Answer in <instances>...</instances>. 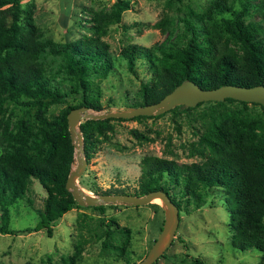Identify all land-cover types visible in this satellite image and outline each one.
I'll return each instance as SVG.
<instances>
[{"label":"trees","instance_id":"16d2710c","mask_svg":"<svg viewBox=\"0 0 264 264\" xmlns=\"http://www.w3.org/2000/svg\"><path fill=\"white\" fill-rule=\"evenodd\" d=\"M182 0H164L173 7ZM128 0H115L108 10L93 13L94 29L90 34L57 42L42 38L34 23L30 4L20 0H0V230L6 227L8 205L22 198L36 179L44 189L38 220L27 230L44 228L46 235L61 214L77 204L64 186L74 164L73 146L67 130L66 113L78 105L100 110V89L92 76L104 77L123 63L134 72L140 63L148 76L140 79L136 94L123 102L125 107L142 106L184 81L202 88L223 85L264 84V0H210L201 11L187 7L175 17L162 16L152 22L164 38L145 46L125 44L114 55L101 38L109 24L119 23ZM254 10L259 21L250 13ZM125 27V25H123ZM47 57H49L47 59ZM55 59V60H54ZM55 62L53 64L52 62ZM73 100L55 113L46 114L51 103ZM203 112L202 128L189 148L198 161L178 162L172 158L144 154L139 159L137 186L133 191L121 188L94 189L95 193H145L168 183L179 185L181 194L200 200L201 188L221 186L225 191L232 229L230 243L239 250L256 249L264 263V105L253 112L245 100L225 97L210 100ZM236 102L238 105H230ZM201 101L197 102L199 105ZM15 106L33 109L34 117H11ZM182 106L175 104L172 108ZM143 115H133L140 118ZM86 118L79 122L83 155L87 160L95 143L112 129L111 119ZM140 139L147 136L131 129ZM179 208L180 200L167 191ZM28 202L31 200L27 197ZM103 211V204L89 205ZM104 239L115 223L104 221ZM122 228V226H115ZM127 231V229H124ZM125 242L117 245L125 250ZM79 247L61 255L57 264H76ZM196 263L202 264L195 258ZM0 264H18L0 262ZM21 264H30L27 262ZM51 264L47 257L46 263Z\"/></svg>","mask_w":264,"mask_h":264},{"label":"rangeland","instance_id":"374dc122","mask_svg":"<svg viewBox=\"0 0 264 264\" xmlns=\"http://www.w3.org/2000/svg\"><path fill=\"white\" fill-rule=\"evenodd\" d=\"M114 1L20 0V4H30L33 21L42 38L62 42L90 34L94 29V11L108 10ZM209 1L182 0L173 7H167L164 0H128L129 7L121 11L119 23L109 24L101 38L108 43L114 55L130 42L151 45L165 36L152 22L162 16L175 17L187 7L201 11ZM249 15L254 21H259L252 8ZM52 63L55 64L54 61ZM134 69V72L128 71L121 63L111 74L92 76L99 86L103 107L88 111L127 108L123 102L136 94L140 79L148 76L142 64L136 63ZM245 101L253 112L259 111L258 105L251 104L259 101ZM73 102L66 99L51 103L45 112L55 113ZM210 103V100H201L199 105L162 106L137 119H111L112 129L95 143L91 156L85 160L77 177L78 184L91 193H95L93 190L96 188L133 191L137 186L139 159L144 154L172 158L178 162L200 160L197 154L189 155V148L202 128L205 115L202 111ZM230 105L238 104L232 102ZM10 114L12 118L22 116L32 120L34 117L33 109L18 106L12 108ZM131 129L147 136V139L137 138ZM167 186V191L180 200L178 223L170 244L152 264H200L195 258L202 264H258L260 254L256 249L239 250L230 243L232 229L223 187H202L201 198L195 201L182 195L179 185L168 183ZM44 195L40 183L33 179L25 195L8 205L6 227L13 232L0 230V262L37 264L46 263L49 257L51 264H57L61 255L71 254L79 247L76 264H134L145 254L163 220V206L158 199L139 205L107 202L103 203V211L85 205L63 212L48 236L44 228L25 229L31 228L38 220L37 209L42 206ZM100 218L115 220L110 224L112 232L105 238V245L102 243L104 234ZM115 226H122L127 231ZM123 241L125 250L120 253L116 246Z\"/></svg>","mask_w":264,"mask_h":264},{"label":"water","instance_id":"95a60500","mask_svg":"<svg viewBox=\"0 0 264 264\" xmlns=\"http://www.w3.org/2000/svg\"><path fill=\"white\" fill-rule=\"evenodd\" d=\"M232 97L241 100L251 99L264 105V84L253 85H223L215 88H202L193 81H184L161 96L157 101L142 106L127 107L122 110L105 112H90L85 105L70 108L66 113L67 130L73 146L74 164L69 169L64 186L80 205H98L107 202H117L128 205H139L158 199L163 206V220L161 227L146 250L145 254L134 264H152L170 244L178 223V208L171 200L167 191L156 188L145 193L134 194L128 192L91 193L85 191L77 182L81 174L85 157L83 155L82 134L78 129L80 121L86 118L130 117L142 115L158 110L162 106L178 103L194 105L201 100H222Z\"/></svg>","mask_w":264,"mask_h":264}]
</instances>
